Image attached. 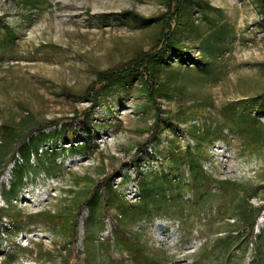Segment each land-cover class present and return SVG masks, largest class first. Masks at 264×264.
Instances as JSON below:
<instances>
[{"label": "rangeland", "instance_id": "obj_1", "mask_svg": "<svg viewBox=\"0 0 264 264\" xmlns=\"http://www.w3.org/2000/svg\"><path fill=\"white\" fill-rule=\"evenodd\" d=\"M175 1L0 0V264H264V0Z\"/></svg>", "mask_w": 264, "mask_h": 264}, {"label": "trees", "instance_id": "obj_2", "mask_svg": "<svg viewBox=\"0 0 264 264\" xmlns=\"http://www.w3.org/2000/svg\"><path fill=\"white\" fill-rule=\"evenodd\" d=\"M174 2L176 4H178L175 0H174ZM181 10L182 9H177V6L174 8L173 13H172L173 16L171 17V19L167 23V26L165 29L166 32L164 34L163 33L161 34V38H160L161 41L158 40V41H160L161 48L156 53H153V58L155 61H158V60H160V58L165 56L171 48H175V46H176L175 44L177 43L176 42L177 31H175V28H176L175 25H176V21L179 20V17L181 15V13L183 12ZM147 21H150V20L147 19ZM173 22H175L174 26L172 24ZM146 23H148V22L145 21V23H140V24L143 26V25H147ZM174 55L177 56L176 53H174ZM136 63H137L136 61H132L131 63H128V64L127 63L121 64L117 68L109 69L108 71H105L104 73L100 74V76H101L100 81H106V83H108V84L116 85V84H118V82L128 79L130 76L133 75V73H135V70H137V68H136L137 64ZM151 74L153 76V79H155L156 77H155V74H154L152 68H151ZM95 92H97V95H99L98 97H100L102 91L96 90ZM86 98H87V100H90V98L87 95H86ZM248 100L249 101H247V103H249V104L251 103V105L254 107V109L256 111H259L264 106V93H262L261 95L256 96V97L248 98ZM92 101H93V99H92ZM94 103H96V101ZM55 123L58 124V122H55ZM82 131H84V133H87V135H89V136H91V134H92L91 129L87 126ZM75 134H77V133H75ZM69 136L72 137L70 132H69ZM69 136H67L68 139H70ZM6 153H9V156H6V157L0 159V175L6 170L7 165H9L10 161L13 160L14 163L17 161L15 158L13 159V155H12L13 149L12 148H7ZM35 153L37 155H39L38 149H36V148H35ZM30 154L34 155V153L31 150L28 151V153H26L25 150H21V153H19V157L20 158L24 157L27 159V157ZM15 177H17V179H19V180L23 179L20 172H17L15 174Z\"/></svg>", "mask_w": 264, "mask_h": 264}]
</instances>
